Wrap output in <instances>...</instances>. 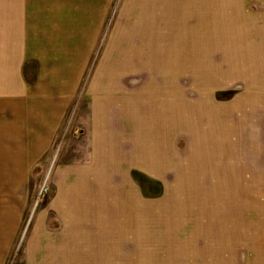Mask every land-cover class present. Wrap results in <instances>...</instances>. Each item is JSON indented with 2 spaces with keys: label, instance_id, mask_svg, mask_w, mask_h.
<instances>
[{
  "label": "rangeland",
  "instance_id": "374dc122",
  "mask_svg": "<svg viewBox=\"0 0 264 264\" xmlns=\"http://www.w3.org/2000/svg\"><path fill=\"white\" fill-rule=\"evenodd\" d=\"M201 2L58 0L56 13L37 18V52L24 64L30 80L41 63L59 64L65 53L58 52L57 42L66 40L54 26L66 10L71 29L78 24L93 34L86 46L68 51H81L82 58L59 137L28 165L21 188L0 195L6 210L0 228L12 230L0 264H27L26 255L41 245L33 236L37 215L58 205L63 171L92 161L86 101L100 87L109 100L119 91L124 98L121 107L120 100L108 101L105 126L113 140L107 146L129 138L118 141L119 150L133 146L139 157L131 178L122 164L108 165L110 182L125 188L129 178L140 200L152 204L139 211L138 244L121 241L124 263L264 264V67H249L240 50L215 51L212 28L200 16L190 21ZM6 3V19L19 26L25 0Z\"/></svg>",
  "mask_w": 264,
  "mask_h": 264
},
{
  "label": "crops",
  "instance_id": "0c3cea01",
  "mask_svg": "<svg viewBox=\"0 0 264 264\" xmlns=\"http://www.w3.org/2000/svg\"><path fill=\"white\" fill-rule=\"evenodd\" d=\"M39 1L25 0L26 8L18 10V15L21 16L22 11L24 14L18 26V19H6L11 16L10 11L6 0H0V156L8 157L0 159V195L21 188L28 165L36 163L44 148L53 147L59 137L60 117L64 108L68 110L71 104V89L82 58L81 51L74 52V56L68 51L71 46L74 51L86 46L89 43L87 36L93 34V28L78 24L71 29L66 10L59 24L54 26L58 27V37L64 36L66 40V43L57 42L58 52L65 53L60 55L59 64L41 63L38 78L30 80L24 72V64L27 54L37 52L33 47L38 45L35 42L36 46H33L32 39L40 24L37 18L56 13L53 1L58 2L43 0L50 2L45 5ZM35 6L39 7L36 9ZM193 9L195 13L190 16V21L193 23L200 16L207 22L215 35L216 52L240 50L249 67H264V0H204ZM46 20L52 23L51 19ZM68 29L71 34L67 35ZM189 30L185 29L184 36ZM96 89L100 91L87 96L86 101L93 116L88 128L93 141L92 161L75 162L72 168L63 171L58 205L51 207L52 212L46 210L37 215L33 236L41 245L26 255L27 264H125L121 241L138 244L140 239L139 211L150 210L152 204L140 200V191L130 184L129 178L125 188L111 184L113 172L110 173L107 167L122 164V172L131 178V171L139 159L136 151H130L133 146L119 150L118 141L130 143L129 138H120L113 148L107 146L108 140L110 143L113 140L111 131L105 126L108 101L116 99L114 103L118 104L117 100H120L118 105L121 107L124 105L123 94L119 91L109 100L101 87ZM3 99L12 101L8 105ZM7 109L10 112L1 115ZM134 133L139 136L137 129ZM137 136H133L134 141ZM136 143L138 145V141ZM111 170H119V167ZM5 211L0 206V216ZM11 235L12 230L0 228V256L9 245Z\"/></svg>",
  "mask_w": 264,
  "mask_h": 264
}]
</instances>
